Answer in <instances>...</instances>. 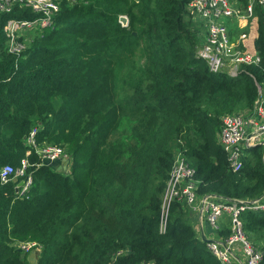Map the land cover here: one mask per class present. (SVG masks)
Masks as SVG:
<instances>
[{"label": "trees", "instance_id": "trees-1", "mask_svg": "<svg viewBox=\"0 0 264 264\" xmlns=\"http://www.w3.org/2000/svg\"><path fill=\"white\" fill-rule=\"evenodd\" d=\"M191 1L64 0L52 28L19 58L7 54L3 26L37 15L15 5L0 16V169L24 158L40 164L24 142L35 127L38 143L71 157L69 175L56 164L29 168L24 197L15 195L18 181L0 184V264H220L182 202H171L159 231L162 196L177 153L199 197L263 195L264 147L245 148L234 171L218 134L221 118L251 110L264 84V13L256 7L252 18L259 64L231 78L196 57L204 34ZM121 122L128 141L112 143ZM240 220L264 264V210ZM221 229L227 236L228 225ZM13 242L40 245L36 262Z\"/></svg>", "mask_w": 264, "mask_h": 264}, {"label": "built area", "instance_id": "built-area-1", "mask_svg": "<svg viewBox=\"0 0 264 264\" xmlns=\"http://www.w3.org/2000/svg\"><path fill=\"white\" fill-rule=\"evenodd\" d=\"M15 5L25 6L37 15L33 20L10 19L3 26L6 52L19 58L29 47L32 34H40L53 26L55 16L59 12V4L57 0H0V16L10 13ZM256 7L264 13V0H246L243 10H235L230 0L190 2L188 5L190 16L194 21L202 22L205 27L202 26L204 38L195 54L207 64L210 72L225 73L234 78L241 73V67L259 64L260 57L255 51L240 48V44L242 45L247 37L246 33L240 34L238 43L235 44L230 39L227 27L230 20H237L238 24L244 22L250 24ZM120 24L126 27L128 20L126 25ZM257 90L258 97L251 110L226 114L221 118L218 141L234 171L241 166L240 160L245 148L257 145L264 147V84L261 87L257 86ZM39 130L35 127L26 136L25 146L28 148L26 156L31 152L36 154L41 160L39 165L56 164L59 168L66 163L69 175L71 157L60 146L38 143L36 135ZM39 165L30 164L27 158L22 159L17 167L4 165L0 169V184L18 181L14 188L15 195L19 198L24 197L32 184L31 173L28 170ZM193 174V168L187 164L181 153H177L162 196L159 231L161 233L165 231L169 206L172 201L178 200L198 217L200 227L202 221L208 225L212 234L204 237L206 248L220 264H261L262 252L244 234L240 214L246 210H264V193L253 201L226 202L213 195L199 197L196 193L198 182L193 178ZM224 221H227L229 233L225 237H220L217 232ZM11 245L22 256L31 254L37 256L42 249L36 242H13Z\"/></svg>", "mask_w": 264, "mask_h": 264}, {"label": "rangeland", "instance_id": "rangeland-1", "mask_svg": "<svg viewBox=\"0 0 264 264\" xmlns=\"http://www.w3.org/2000/svg\"><path fill=\"white\" fill-rule=\"evenodd\" d=\"M58 1V4H59V7L61 6L62 7V4H63V1L62 0H57ZM68 1H74V0H68ZM230 4L232 5V7L235 9V10H238V9H240V10H243L244 9V7H245V5H246V2H242V1H238V0H230ZM13 9V8H12ZM9 14V13H8ZM123 16H125V15H123ZM254 16H255V11H254ZM10 20V19H9ZM18 20H21V19H18ZM8 21V20H7ZM6 21V22H7ZM196 22H198V21H196ZM54 23H55V21H54ZM198 23H200V25H201V27L203 26L204 27V25H203V23L202 22H198ZM6 24V23H5ZM227 26H229V27H231V28H233L235 31H238V37L240 36V34H242V33H246V39L244 40V43H242V45L240 44V48L242 49V50H245V51H250V49H249V45H248V43H249V40H250V36L249 35H251L252 34V27H251V25L248 23L247 24V22H244V23H242V24H238V21H236V20H230L229 21V23H227ZM203 27H202V30L201 29H199V31H200V33H203L204 34V30H203ZM52 28V27H51ZM205 28V27H204ZM229 29V28H228ZM48 30H50V28H48V29H45L44 31L45 32H47ZM229 31L231 32V30L229 29ZM43 32V31H42ZM29 37H30V35H29ZM32 37L33 38H35V37H38L37 36V34H32ZM32 37H30V38H32ZM243 110H241V111H237V112H242ZM129 124L128 123H125V122H121L120 124H119V128L116 130V131H114L113 132V134L110 136V141L112 142V143H114V142H116V141H123V140H125V141H128V135H129V127H127ZM218 134V133H217ZM217 134H216V136H217ZM26 138V137H25ZM24 138V139H25ZM36 141H37V139H36ZM24 142H25V140H24ZM40 143H42V144H47V143H44V142H40ZM47 145H51V144H47ZM26 147V146H25ZM27 148V147H26ZM28 151V148L26 149V152ZM33 152H31L30 154H32ZM34 154V153H33ZM36 155V154H35ZM40 160V159H39ZM41 161V160H40ZM35 164H38L39 165V163H34V165ZM190 222H192V225H193V228H194V230H195V232H196V234L198 235V237L200 238V236H199V229H200V220L198 219V217L197 216H192V218H190ZM203 222V224H204V221H202ZM204 225H206V224H204ZM222 226H227V222H224L223 223V225ZM209 231L211 232V230L209 229ZM218 233V232H217ZM211 234H212V232H211ZM202 237V236H201Z\"/></svg>", "mask_w": 264, "mask_h": 264}, {"label": "crops", "instance_id": "crops-1", "mask_svg": "<svg viewBox=\"0 0 264 264\" xmlns=\"http://www.w3.org/2000/svg\"><path fill=\"white\" fill-rule=\"evenodd\" d=\"M237 21V20H236ZM229 23V22H228ZM250 25H251V27H252V34L251 35H249L250 36V40H249V43H248V45H249V49H250V51H254V49L252 48V42H253V39H254V35H255V31H256V27H254V25L252 24V20H251V22H250ZM230 30H231V32L229 31V36H230V39H231V41L232 42H234L235 44H237L238 43V31H235L233 28H231V27H229V26H227ZM228 29V30H229ZM204 224H206L205 222H204ZM203 224V222L201 223V227H200V229H199V235L200 236H210L211 235V232L209 231V227H208V225L206 224V225H204ZM222 226L220 227V230H219V234L217 233V235H223L221 232H222Z\"/></svg>", "mask_w": 264, "mask_h": 264}, {"label": "water", "instance_id": "water-1", "mask_svg": "<svg viewBox=\"0 0 264 264\" xmlns=\"http://www.w3.org/2000/svg\"><path fill=\"white\" fill-rule=\"evenodd\" d=\"M119 22L122 23L123 25H126L127 19L125 17H120ZM57 172L68 175L66 163H63L59 168H57ZM201 240L203 242H206V239L204 238V236L201 237ZM28 260L31 263H35L36 262V256L34 254H31L30 256H28Z\"/></svg>", "mask_w": 264, "mask_h": 264}]
</instances>
